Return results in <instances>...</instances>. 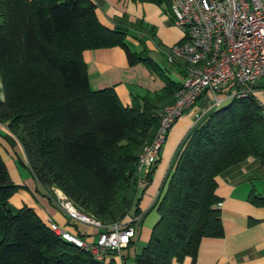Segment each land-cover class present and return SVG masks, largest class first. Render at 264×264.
I'll return each mask as SVG.
<instances>
[{
    "label": "trees",
    "instance_id": "obj_1",
    "mask_svg": "<svg viewBox=\"0 0 264 264\" xmlns=\"http://www.w3.org/2000/svg\"><path fill=\"white\" fill-rule=\"evenodd\" d=\"M131 1L162 5L171 19L169 0ZM129 35L135 37L120 18L111 27L100 23L91 0H0V122L17 139L23 164L45 196L57 187L102 224L140 213L138 200L159 153L140 188L136 161L180 85L133 51ZM112 46L124 49L128 64L142 62L156 72L161 92L122 106L111 88L90 89L82 51ZM227 99L178 147L133 264L193 258L202 238L222 236L214 177L248 157L264 175L263 110L252 94ZM20 187L0 158V264H117L113 252L95 260L55 235L32 208L12 206L9 198ZM248 200L263 205L264 193L250 190ZM134 223L128 225L136 235Z\"/></svg>",
    "mask_w": 264,
    "mask_h": 264
},
{
    "label": "crops",
    "instance_id": "obj_2",
    "mask_svg": "<svg viewBox=\"0 0 264 264\" xmlns=\"http://www.w3.org/2000/svg\"><path fill=\"white\" fill-rule=\"evenodd\" d=\"M91 1L95 4V15L100 23L111 27L113 21L120 18L135 36L126 37L131 49L150 58L169 80L181 82L184 77L181 62L168 63L164 56L166 50L181 38V31L171 23L162 5L131 0ZM81 56L89 88H111L122 106H129L136 96H153L161 92L163 82L159 75L142 62L128 64L124 49L119 46L86 49ZM253 95L264 117L263 80L257 82ZM210 105L209 94L200 96L194 106L180 115L169 128L150 179L138 200L140 213L134 225L139 231L119 255H115L117 264H133L134 256L147 241L156 218L152 206L175 153L187 133L215 108ZM0 158L9 179L23 186L10 196L12 206L18 208L26 205L44 222L49 218L73 235L76 231V236L85 240L95 235V229L68 220L42 193L24 166L22 149L17 139L8 132L5 122H0ZM214 180V194L219 198L216 207L222 236L202 238L193 258L185 256L179 262L172 260L170 264H264V204L248 200L250 190L255 194L264 193V175L259 162L248 157L217 174Z\"/></svg>",
    "mask_w": 264,
    "mask_h": 264
},
{
    "label": "built area",
    "instance_id": "obj_3",
    "mask_svg": "<svg viewBox=\"0 0 264 264\" xmlns=\"http://www.w3.org/2000/svg\"><path fill=\"white\" fill-rule=\"evenodd\" d=\"M169 11L181 38L164 56L168 63L181 62L184 77L173 101L161 109L151 141L138 155L139 188L146 184L143 176L160 152L169 128L200 96L209 94L213 108L232 96L253 95L257 82L264 81V0H169ZM49 191L50 201L68 220L96 231L85 240L49 218L45 223L55 235L87 251L93 259L101 261L110 252L118 256L135 236L128 223L136 217L102 224L79 211L57 187L51 186Z\"/></svg>",
    "mask_w": 264,
    "mask_h": 264
},
{
    "label": "rangeland",
    "instance_id": "obj_4",
    "mask_svg": "<svg viewBox=\"0 0 264 264\" xmlns=\"http://www.w3.org/2000/svg\"><path fill=\"white\" fill-rule=\"evenodd\" d=\"M127 41H128V39L126 38L125 42L127 43ZM227 100H228V99H223V100H221V101L219 102V105H222V104L226 103ZM9 174L11 175L10 171H9ZM10 181H11V180H10ZM11 182L15 184V181L12 180ZM129 219H130V216H129V215H126V216H124V217L121 219V221H123V222H128ZM138 231H139V230L137 229L136 232H138ZM127 264H132V262H127Z\"/></svg>",
    "mask_w": 264,
    "mask_h": 264
}]
</instances>
